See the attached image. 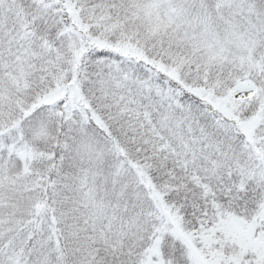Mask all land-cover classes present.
<instances>
[{
    "label": "snow or ice",
    "instance_id": "obj_1",
    "mask_svg": "<svg viewBox=\"0 0 264 264\" xmlns=\"http://www.w3.org/2000/svg\"><path fill=\"white\" fill-rule=\"evenodd\" d=\"M0 264H264V0H0Z\"/></svg>",
    "mask_w": 264,
    "mask_h": 264
}]
</instances>
